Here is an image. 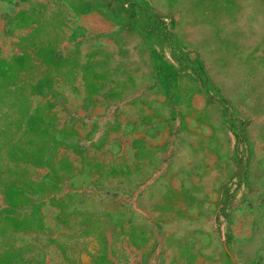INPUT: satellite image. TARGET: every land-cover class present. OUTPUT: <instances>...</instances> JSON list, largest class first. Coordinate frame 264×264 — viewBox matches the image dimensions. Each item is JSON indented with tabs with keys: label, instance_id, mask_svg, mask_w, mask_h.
Segmentation results:
<instances>
[{
	"label": "rangeland",
	"instance_id": "374dc122",
	"mask_svg": "<svg viewBox=\"0 0 264 264\" xmlns=\"http://www.w3.org/2000/svg\"><path fill=\"white\" fill-rule=\"evenodd\" d=\"M0 264H264V0H0Z\"/></svg>",
	"mask_w": 264,
	"mask_h": 264
}]
</instances>
